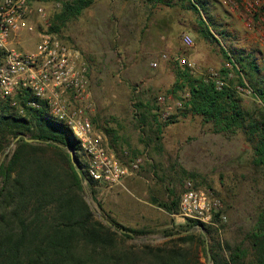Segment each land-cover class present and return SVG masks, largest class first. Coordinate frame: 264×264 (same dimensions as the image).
Returning a JSON list of instances; mask_svg holds the SVG:
<instances>
[{
    "label": "rangeland",
    "instance_id": "rangeland-1",
    "mask_svg": "<svg viewBox=\"0 0 264 264\" xmlns=\"http://www.w3.org/2000/svg\"><path fill=\"white\" fill-rule=\"evenodd\" d=\"M62 1L44 3L49 27ZM201 1L205 4L194 12L174 4L152 5L148 0H92L53 33L78 51L86 68L92 127L102 133L122 163L141 158L138 170L119 185L88 189L82 182L83 199L94 219L102 222L101 216L141 233L126 238L110 228L122 246L156 247L183 235L181 229L188 221L172 217L173 212L160 205L178 200L189 182L219 199L222 219L208 227L226 256L224 243L239 239L251 226L264 193L263 175L253 164L256 136L246 134V128L212 132L209 123L184 109L186 85L175 88L180 72L186 70L175 62L176 56L192 63L188 73L194 78L210 73L218 77L222 68L228 72L224 82L230 80L242 89L233 98L246 116L256 121L264 118L259 98L264 93V46L258 41H219L223 30L217 29L221 18L227 19V10L217 0ZM241 25L235 21L234 30L242 35ZM205 26L218 35L217 41L202 34ZM183 34L191 38V46L182 44ZM34 42L24 32L13 39L16 48L25 50H31ZM222 51L235 68L229 66ZM238 78L242 86L237 84ZM15 110L23 113L20 108ZM14 142L4 148L0 162L9 157ZM194 240L198 241L196 235ZM204 249L198 244L192 247L199 264H207L208 245Z\"/></svg>",
    "mask_w": 264,
    "mask_h": 264
},
{
    "label": "trees",
    "instance_id": "trees-1",
    "mask_svg": "<svg viewBox=\"0 0 264 264\" xmlns=\"http://www.w3.org/2000/svg\"><path fill=\"white\" fill-rule=\"evenodd\" d=\"M148 1L152 5L174 4L194 12L205 4L201 0ZM91 2L62 1L61 10L51 19L49 32L57 34L67 18L77 16ZM201 32L211 36L206 26ZM222 52L235 68L234 61L231 63L226 52ZM236 71L239 72L238 68ZM218 74V77L194 78L188 69L181 71L175 88L187 87L188 97L183 107L209 123L214 133L246 128V134H254L257 140L253 164L264 178V118L260 121L248 118L233 98L236 85L230 80L224 82L228 72L221 68ZM216 79L223 82L220 87L216 86ZM237 84L242 86L239 78ZM27 96L24 92L23 96L14 98L21 114L0 100V154L18 137L9 157L0 162V264H199L197 252L192 250L196 244L203 246V251L204 244L208 245L211 264H264V193L251 226L239 239L224 243L226 256L210 227L190 221L181 229L183 235L171 237L160 246L119 244L116 233L94 219L83 199L85 179L77 141L67 127L49 118L43 108L26 105ZM259 98L264 107L263 92ZM67 149L73 153L76 167L71 165ZM89 187L86 182V188ZM177 201L171 199L160 206L172 213ZM109 222L131 234H141L112 220ZM196 226L202 232L192 233ZM123 236L129 238L127 234Z\"/></svg>",
    "mask_w": 264,
    "mask_h": 264
},
{
    "label": "built area",
    "instance_id": "built-area-1",
    "mask_svg": "<svg viewBox=\"0 0 264 264\" xmlns=\"http://www.w3.org/2000/svg\"><path fill=\"white\" fill-rule=\"evenodd\" d=\"M217 1L236 12L244 30L252 33L264 46V0ZM45 2L0 0V100L17 108L14 98L27 92L26 105L43 108L52 120L67 127L77 141L85 182L91 188L107 189L119 185L138 170L141 158L133 157L122 163L107 146L102 133L92 127L86 68L77 50L49 32ZM21 32L33 36L35 42L31 50L15 47L13 39ZM181 42L186 47L192 44L185 34L181 36ZM160 57L166 58L164 54ZM174 60L186 69L192 67L185 57L176 56ZM210 74L208 77L216 76ZM215 84L220 87L223 82L216 79ZM236 91H242L241 87H236ZM220 208L219 199L210 191L187 182L171 216L216 226V220L222 219Z\"/></svg>",
    "mask_w": 264,
    "mask_h": 264
},
{
    "label": "crops",
    "instance_id": "crops-1",
    "mask_svg": "<svg viewBox=\"0 0 264 264\" xmlns=\"http://www.w3.org/2000/svg\"><path fill=\"white\" fill-rule=\"evenodd\" d=\"M226 8V7H225ZM227 10V16H226V20H222L220 21V28L217 29V31H220L221 29L223 30L222 32L220 31L219 33H222L223 38L219 41H256L255 36L250 33L245 31V34H238L236 33V31L234 30L235 26L234 23L235 21L240 22L241 20L239 18V15L236 12L231 11L229 8H226ZM242 26V25H241ZM243 27V26H242ZM210 33L211 36H208V38H210L213 41H217L216 38H218L217 34L212 33V31H208Z\"/></svg>",
    "mask_w": 264,
    "mask_h": 264
},
{
    "label": "water",
    "instance_id": "water-1",
    "mask_svg": "<svg viewBox=\"0 0 264 264\" xmlns=\"http://www.w3.org/2000/svg\"><path fill=\"white\" fill-rule=\"evenodd\" d=\"M18 139V137H16L13 141H16ZM27 142H31V140H26ZM67 152L69 153V161L71 163V165L73 167H76V161H75V158H74V155L73 153L67 149ZM83 185V184H82ZM84 186V185H83ZM87 205L89 206L88 202L86 201ZM100 220L105 224L107 225L108 227L110 228H113L115 230H117L118 232L120 233H124V234H127L129 236H131L132 234L127 232V231H124L123 229L117 227L116 225L112 224L111 222H109L108 220L104 219L103 217L99 216ZM198 227V226H196ZM195 227V228H196ZM200 229V231L202 232V228L201 227H198ZM207 264H209V257H207Z\"/></svg>",
    "mask_w": 264,
    "mask_h": 264
}]
</instances>
